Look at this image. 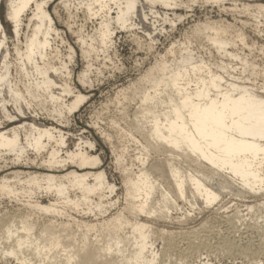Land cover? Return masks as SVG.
<instances>
[{
    "label": "bare ground",
    "instance_id": "bare-ground-1",
    "mask_svg": "<svg viewBox=\"0 0 264 264\" xmlns=\"http://www.w3.org/2000/svg\"><path fill=\"white\" fill-rule=\"evenodd\" d=\"M2 1L11 30L9 36L0 18V170H9L0 176V196L17 203L16 212L0 219L2 256L17 264H155L160 256L177 252L175 236H181L161 233L156 224L170 219L169 211L179 209L180 201L204 209L225 191L239 196L264 192V67L260 69L254 57L243 53L247 48L252 56L255 43L248 44L235 23L211 18L192 24L189 34L202 37L218 56L239 61V68L231 62L216 65L208 62L210 58L194 57L191 36L186 34L180 47L176 41L170 44L129 88L137 101L132 118L123 117L124 132L136 143L132 156L138 164L125 163L126 146L118 149L110 144L123 191L119 206L116 185L108 180L100 156L92 153L94 141L81 136L74 149H66L61 128L86 95L71 83L66 60L71 61L74 51L67 47L65 60L56 42L66 41L52 15L57 16L61 7L69 17L71 8L88 18L101 16L92 35L69 30L77 35L79 54L86 61L76 79L89 87L95 42L105 48L111 44L113 23L132 29L129 21L134 15H139L137 21L143 16L140 22L145 23L144 3L148 8L155 4L169 8L196 0ZM212 1L214 5L216 0ZM240 11L258 26L264 4L244 3ZM161 15L169 20L166 13ZM238 42L242 53L235 48ZM258 50L264 59V45ZM261 205L263 210L264 201ZM253 207L246 208L250 212ZM157 238L163 241L161 249L155 246ZM184 252L178 256L185 258Z\"/></svg>",
    "mask_w": 264,
    "mask_h": 264
},
{
    "label": "rangeland",
    "instance_id": "rangeland-1",
    "mask_svg": "<svg viewBox=\"0 0 264 264\" xmlns=\"http://www.w3.org/2000/svg\"><path fill=\"white\" fill-rule=\"evenodd\" d=\"M231 1L234 3L232 4ZM216 2L213 5L212 3H214V1L212 0H210V2L206 0H196L193 2L194 4L190 3V5L187 4L186 6L185 4L178 2L176 4L177 7H174L175 5H173L169 8L155 4L153 5V8L149 7L151 9L150 11H148L149 5L147 4V6L144 3L143 7L141 8L143 11H140H142L146 16L144 17L145 23H143L144 19L142 15H140V17L142 16L140 18L142 20H139L143 22L137 21L139 15L132 16V19L129 21L130 24L131 21L132 25L134 24V26L131 25L132 29L130 26L128 28L121 29L118 25L117 29L116 24L113 23L112 28L115 27V29L113 30L112 35V45L110 44L107 48H105L100 47L101 45L98 42H95V46L97 47V56L94 55L93 58H91L92 61L90 59V64H92L89 73V81L91 84L89 87L88 84L81 85V83H79L76 79V76L86 66V61H84V59L79 54L80 48L78 43H76V34L81 31V34L83 33V35H92V32L94 33L98 28V23L100 22L99 20H101V16H89L90 18H88V15L84 14L82 10H77V12L75 9L71 8V16L69 17L67 12L61 7H57V16L56 14L54 15V13L52 15L55 27L61 31L60 33H62V37L66 41L62 44L60 42L61 45L59 44V41L56 42L60 51L63 54L65 53V60L67 59V47H71L74 51V57L71 59V61L69 62L66 60V62H68L69 69L71 70V83L74 85L73 87H75V90L81 92L83 95H86L85 101L74 113L68 116V119L65 122V127L61 128L65 131V137L67 141L66 149H74V145H76L75 143H78V138L81 136L94 141L95 148L93 149L92 153H96L100 156L102 159V167L106 171L108 180L116 185L114 197L119 199V206L122 203L121 195L123 191L121 187L122 185L119 169L118 167L116 168L110 144L116 145L118 149L126 146L125 148L127 149L128 153L124 160L125 163H129L131 160L134 161V156L132 155L136 152L134 149L136 143L130 137H127L126 132H124L126 130V126L123 119V117L127 120L131 119L136 107L137 96H133L136 94H132V91L129 88L151 65L154 64L156 59L158 60L160 57L158 55H165L166 49L172 46L170 44H174L175 41L179 46L176 44L174 46L180 47V41L181 43L184 41L183 38L185 39L186 34L191 36V33L189 34L190 27L192 28L195 23L211 20V18L212 21L213 19L214 21H218L222 18V21L224 22H232V25L235 23L234 26H239L238 28L243 30L245 39L248 41L247 43H255V50H258V46H261L262 44L264 45V29H262V27H264V16H260L258 18L259 22H261L257 26L254 23L255 21L253 17L247 12H239V10H241V5L244 3L253 4L255 2H261L264 4V0H216ZM234 5L238 10L233 7ZM53 6H50L51 13L53 12ZM221 6L226 7L222 8ZM228 7H232V9H234L231 10ZM155 10L159 14L152 12ZM74 11L76 12L75 15ZM232 11L238 12L232 13ZM152 13L153 15H151ZM162 13H166L167 19L169 20H165L163 15H161ZM238 13L241 14L236 15ZM4 14L5 6L4 1H2L0 3V18L2 25L10 36V25L4 20ZM66 15L68 17H66ZM111 15L113 16L114 13ZM182 15V19H179L178 16ZM233 15L234 18L237 19H234ZM170 17L172 20H175L176 18V21L173 20V23L170 22L172 25H169L170 23L168 24L169 21H172ZM68 18L70 20H68ZM243 18H246L247 21ZM63 22H65V25ZM66 22L68 24L71 23L72 27L69 28L70 24L68 26ZM137 22L139 23L137 24ZM174 22L176 23L174 24ZM136 24L138 28L135 27ZM140 26L145 28L139 29L141 28ZM255 26H257V28ZM160 29L164 31H161ZM69 30L71 32L75 30V33L79 30V32L74 34L76 35L74 36L72 34L74 31L70 33ZM142 30H144V32ZM25 31L26 28H23V32ZM262 31L263 34H260ZM148 33H150L151 38L149 35H147ZM252 39H255V41H252ZM189 40L191 42L190 46L194 52V57H201L205 61H208L207 58H210L208 62L214 63L216 65L220 63L219 61H221L224 63L231 62L234 64V67H240L239 61L236 62L233 60V62L230 61V59L224 58L226 56H218L219 54H216V51L208 46L210 48L209 50V48H207L208 44L204 42L205 40H203L202 37L196 38L191 36L189 37ZM9 45L11 46L10 40ZM240 45L241 44L238 42V47L236 46L235 48L238 52L242 53V45L241 47ZM200 46L204 48H200ZM98 48L100 50L102 49L103 51H100ZM198 48L204 49V51ZM255 50L252 51V56H250V50L247 48L243 49V53L247 52L245 54H248L247 56L249 59H251L250 57H254V61H256L259 65L261 64L260 69H262L264 67V64H262V62L264 63V59L262 58L263 54L262 52L258 53L259 50ZM208 52H210V55ZM254 53L261 57H256ZM237 63L239 64L238 66ZM257 81H259V83L261 82L260 77ZM120 90H125V94L120 93ZM70 98L71 97H67V99ZM47 123L52 122L48 121ZM102 134H109V138L104 137ZM133 163L134 166L138 164L137 160ZM2 164L3 162L1 161L0 165L3 166ZM1 170L0 176L3 175V173L9 171L7 170L2 172ZM225 192L215 203L204 209H200L199 205L191 206L187 202L180 201L178 203L180 207L179 209L176 208L171 209L173 211H169L170 219L168 218L159 221L156 224V226H158L157 230L161 231V233H167L169 231L172 232L173 235L181 236V238L177 236H175L176 238L174 237L177 240H175V243H177L176 251L178 253L176 252V254L175 252H172L169 254V256L167 254L169 258L166 255L163 257L160 256L157 260V263L155 264H201L203 262H208L209 264H264V209L262 210L261 208V203L264 201V192L259 193L258 195L256 194V196H253L252 194L239 196L233 194L235 192ZM114 197L113 199H116ZM248 205H255V207H253L249 212V210L246 208ZM16 207L17 203H15L14 200L0 196V219H5L9 213L12 214L13 212H16ZM111 209L113 212L114 208ZM237 214L241 215V217L243 214L244 215L242 218H238ZM233 218L236 219L233 221ZM162 242V240L158 238L156 239L155 246L157 249H161ZM187 243L189 245H193V247L195 245L194 248L190 246L193 250ZM181 244L184 248L180 247ZM189 249H191L192 252L191 250L189 251ZM181 251L186 252V254H184L185 258H183V255H181V258L178 256ZM187 251H189V254H192L189 255ZM187 254L189 256H187ZM0 264H17V262L9 257L5 258L0 254Z\"/></svg>",
    "mask_w": 264,
    "mask_h": 264
}]
</instances>
